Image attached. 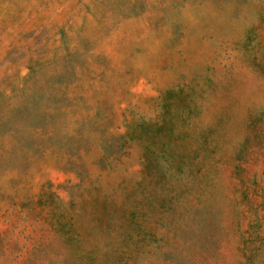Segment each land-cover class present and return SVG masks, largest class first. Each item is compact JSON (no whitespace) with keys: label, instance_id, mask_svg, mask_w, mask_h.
I'll list each match as a JSON object with an SVG mask.
<instances>
[{"label":"rangeland","instance_id":"374dc122","mask_svg":"<svg viewBox=\"0 0 264 264\" xmlns=\"http://www.w3.org/2000/svg\"><path fill=\"white\" fill-rule=\"evenodd\" d=\"M0 264H264V0H0Z\"/></svg>","mask_w":264,"mask_h":264}]
</instances>
